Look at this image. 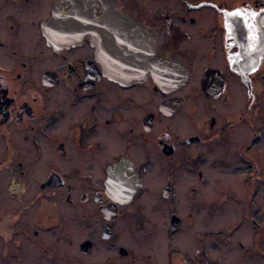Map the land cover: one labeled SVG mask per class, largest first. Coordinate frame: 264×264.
<instances>
[{
	"label": "flooded vegetation",
	"instance_id": "1",
	"mask_svg": "<svg viewBox=\"0 0 264 264\" xmlns=\"http://www.w3.org/2000/svg\"><path fill=\"white\" fill-rule=\"evenodd\" d=\"M64 1L0 0V264H264V0H96L148 58L122 83Z\"/></svg>",
	"mask_w": 264,
	"mask_h": 264
},
{
	"label": "water",
	"instance_id": "2",
	"mask_svg": "<svg viewBox=\"0 0 264 264\" xmlns=\"http://www.w3.org/2000/svg\"><path fill=\"white\" fill-rule=\"evenodd\" d=\"M109 4L96 0H84L81 3L66 0L55 7L52 22L63 34L73 33L72 37H77L78 33L90 34L98 57L107 65V75L111 80L119 83L138 80L143 75L142 70L131 71L130 66L143 67L148 58L123 53L122 41L125 36L122 28L127 21ZM158 64L162 65V69L163 66L171 65L166 61ZM167 74L163 71L158 73L162 79H167ZM121 164L109 169V172L113 175L112 187L120 189L119 192L123 194L132 185L133 173L131 169H124Z\"/></svg>",
	"mask_w": 264,
	"mask_h": 264
},
{
	"label": "rangeland",
	"instance_id": "3",
	"mask_svg": "<svg viewBox=\"0 0 264 264\" xmlns=\"http://www.w3.org/2000/svg\"><path fill=\"white\" fill-rule=\"evenodd\" d=\"M243 171H244V169H241V170H238L237 173L239 175H241ZM261 192H264V188L261 189ZM237 215H238L237 212L236 213L234 211L228 212V210L226 211L225 216L223 218H220L219 216H215L214 214L213 215H209V217H208V221H209L208 222V228H210V230H212V229L213 230H217L218 228H222V229L223 228L224 229L230 228L231 224L234 223V220L237 217ZM257 219L260 222L261 219H264V216H259V217H257ZM163 225L164 224L162 223V226ZM245 228H248V227H245ZM220 239H221V237L218 234H217V236H216V234H214L213 236H210V239H209V241H210V244H209V254H210V256H212L214 258L222 257L223 260H225L226 257H228V258L233 257L235 255L236 251L232 250V249H235V248L230 245L231 243H226L225 242L224 243L225 245L218 244L217 240H219V242H220ZM162 240H163L162 235L158 234V238H156L155 241L161 242L162 244L165 245V241L162 242ZM231 240H234V238L231 239ZM227 246L229 247V249L227 248ZM161 249H163V246H162ZM236 250H238V249H236Z\"/></svg>",
	"mask_w": 264,
	"mask_h": 264
}]
</instances>
